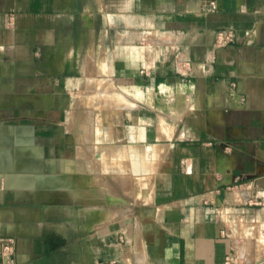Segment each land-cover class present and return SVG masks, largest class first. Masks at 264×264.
<instances>
[{"label": "crops", "instance_id": "1", "mask_svg": "<svg viewBox=\"0 0 264 264\" xmlns=\"http://www.w3.org/2000/svg\"><path fill=\"white\" fill-rule=\"evenodd\" d=\"M0 120L16 264H264V0H0Z\"/></svg>", "mask_w": 264, "mask_h": 264}, {"label": "rangeland", "instance_id": "2", "mask_svg": "<svg viewBox=\"0 0 264 264\" xmlns=\"http://www.w3.org/2000/svg\"><path fill=\"white\" fill-rule=\"evenodd\" d=\"M2 120H0V128L3 129V126L5 123H2ZM7 135H10L9 138L7 137ZM1 137H3V138H1ZM5 137H6V139H5ZM12 141H13V139H12L11 133L7 134V133H4V131L0 132V186L1 185L6 186L5 181H4L5 178L7 180V184L9 182V180L12 179L11 174H8V175L4 174L5 170H7V168H8L6 160H5V156H6L5 144L6 143L11 144V143H13ZM10 167L11 166H9L8 169H10ZM67 171H68L67 173H70V168H68ZM11 182L12 181L10 180V184H11ZM16 182L19 183V181H16ZM39 183L41 184L42 187L43 186L44 187H51V186L54 187L53 181L51 179H48V178H46L45 180H40ZM103 184L104 185L107 184V181H106V183H104L100 177L95 179V186H97L96 188H94L95 191L101 192V188H102ZM19 185H21V184H19ZM108 185H110V184H108ZM143 187H142V189H139V187H137L136 190L133 189V192H134L136 198L139 197V195L146 193V191ZM96 189H99V190H96ZM116 190H117V188H116ZM130 190H132V189H130ZM123 197L124 196H122V198ZM98 198H99L98 202H101V199H100L101 196L100 195ZM127 200L129 201L128 198H127ZM140 214L141 213L139 212L138 209L136 211L135 210L131 211V216H132L131 219L132 220H130V222H128L130 225V228L128 231V236H125V234H123L121 232L122 230H126V229L120 227V228H117L116 231L113 233L115 239L109 240L108 243L104 242V244H95L94 245L92 251H93V257H94L95 264H140L137 262V259L140 256L143 257V250H142L141 244L139 242L140 238L138 237V239H137L136 234H135V229L132 226L134 221H135L134 217L139 218ZM101 249H104V251L106 250V252H109V254L111 255L110 257L114 256L115 259L110 260L109 262L100 260L101 256L98 258L96 256V254L99 253L101 251ZM123 260L125 262H123ZM142 264H145V263H142Z\"/></svg>", "mask_w": 264, "mask_h": 264}, {"label": "built area", "instance_id": "3", "mask_svg": "<svg viewBox=\"0 0 264 264\" xmlns=\"http://www.w3.org/2000/svg\"><path fill=\"white\" fill-rule=\"evenodd\" d=\"M220 34L221 44L230 42L234 38L232 33L221 32ZM0 261L1 264H16V244L13 237L0 236Z\"/></svg>", "mask_w": 264, "mask_h": 264}, {"label": "bare ground", "instance_id": "4", "mask_svg": "<svg viewBox=\"0 0 264 264\" xmlns=\"http://www.w3.org/2000/svg\"><path fill=\"white\" fill-rule=\"evenodd\" d=\"M1 138H3V137H1Z\"/></svg>", "mask_w": 264, "mask_h": 264}]
</instances>
